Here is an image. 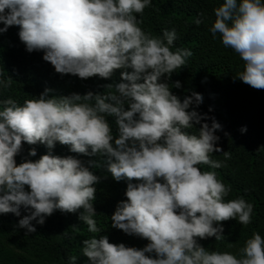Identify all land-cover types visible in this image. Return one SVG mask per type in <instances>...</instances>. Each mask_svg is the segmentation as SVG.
I'll return each mask as SVG.
<instances>
[{
  "label": "clouds",
  "instance_id": "obj_1",
  "mask_svg": "<svg viewBox=\"0 0 264 264\" xmlns=\"http://www.w3.org/2000/svg\"><path fill=\"white\" fill-rule=\"evenodd\" d=\"M151 3L0 0V33L19 26L26 50L43 51L56 73L109 79L115 70H124L122 82L105 86L114 92L49 97L51 89H45L22 106L11 98L0 102V214L20 217L23 207L29 214L18 227L34 233L32 221L43 225L56 210L82 209L79 220L90 233H101L93 206L95 185L101 180L92 171L97 164L53 155L51 149L59 142L72 153L106 157L105 171L117 182H128L127 199L118 202L111 226L148 241L137 249L110 243L107 235L85 239L82 251L89 264H264V238L258 232L247 239L239 258L198 243L197 238L224 239V221L250 224L254 206L243 197L225 202L230 186L214 171L198 167L220 168L211 154L222 152L225 159L231 154L216 146L220 137L215 133L222 125L215 118L211 125L202 123L207 115L189 110L203 103L202 94L192 92L181 101L171 91L181 82H166L192 52L171 50L178 38L174 28L165 29L161 37L139 26L142 20L136 14L142 16ZM214 14L209 29L213 37L218 33L223 46L244 62L238 78L264 89V0H224ZM12 81L0 79V87L7 89ZM107 117H115L118 137ZM194 125H201L198 134L186 131ZM24 142L45 144L49 151L17 164ZM36 154L35 148L29 152ZM70 259L75 264L76 257Z\"/></svg>",
  "mask_w": 264,
  "mask_h": 264
},
{
  "label": "trees",
  "instance_id": "obj_2",
  "mask_svg": "<svg viewBox=\"0 0 264 264\" xmlns=\"http://www.w3.org/2000/svg\"><path fill=\"white\" fill-rule=\"evenodd\" d=\"M223 2L152 0L142 16L136 15L138 20H142L139 26L154 36L162 37L165 29L170 31L174 28L178 38L171 47L172 51L179 47L192 52L185 66L174 72L166 82L170 85L177 80L181 82L180 88H171L181 101L192 92L202 94L203 103L199 106L193 104L189 110L206 114L208 119L202 123L211 125V118H215L222 125V130L215 133L220 137L216 146L231 154L230 159H225L222 152L211 154L213 160L220 161V168L213 169L205 164L198 167L201 171H214L221 182L230 186L231 191L224 198L225 202L243 197L254 206L250 224L245 226L236 219H230L222 222L224 239H197L209 251L230 252L239 258L240 249L254 232L264 238V89H254L238 78L237 74L244 70L243 60L234 50L223 46L218 33L213 37L209 30L215 20L214 9ZM197 18L202 20L200 25L195 23ZM3 27V23H0V28ZM19 31L20 27L13 25L7 32L0 33V79L10 77L13 80L9 88L0 87V102L11 98L22 106L26 99L38 98L45 89H51L49 97L72 93L84 95L89 91L114 92V87L106 89L105 86L122 82L123 69L115 70L109 79L99 76L81 79L71 74L56 73L54 67L43 59V51L26 50L19 39ZM3 107L0 103V110ZM107 120L114 137H118L115 117H107ZM200 126L194 125L186 131L198 134ZM245 128L246 131H241ZM33 148L36 156L29 155ZM48 151L45 144L37 142L29 145L24 142L15 159L17 164L25 159L35 161ZM51 151L53 155L61 157L75 156L86 165L89 161L97 164L92 171L101 176V180L95 185L93 206L97 213L94 219L101 233H90L87 225L79 220L82 209L76 213L56 210L45 218L43 225L32 221L36 232L27 233L26 229L18 227L19 220L29 214L22 207L20 217L11 213L0 214V264H73L70 259L73 256L76 257L75 264H89L83 255V241L94 236L99 238V235H107L110 243H124L137 249L148 244L146 239L130 236L111 226L110 218L118 202L127 199L125 192L128 182H117L105 171L106 157L72 153L69 146L59 142Z\"/></svg>",
  "mask_w": 264,
  "mask_h": 264
}]
</instances>
